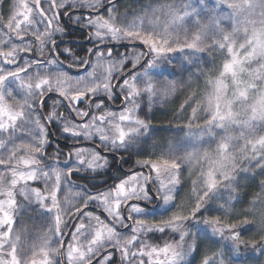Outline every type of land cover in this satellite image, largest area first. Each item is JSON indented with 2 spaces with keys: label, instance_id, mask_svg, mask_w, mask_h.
<instances>
[{
  "label": "snow or ice",
  "instance_id": "snow-or-ice-1",
  "mask_svg": "<svg viewBox=\"0 0 264 264\" xmlns=\"http://www.w3.org/2000/svg\"><path fill=\"white\" fill-rule=\"evenodd\" d=\"M249 252L264 257V0H0V264Z\"/></svg>",
  "mask_w": 264,
  "mask_h": 264
},
{
  "label": "trees",
  "instance_id": "trees-1",
  "mask_svg": "<svg viewBox=\"0 0 264 264\" xmlns=\"http://www.w3.org/2000/svg\"><path fill=\"white\" fill-rule=\"evenodd\" d=\"M74 38H80L82 40H86V38L83 37L79 31L74 33ZM177 103H171L170 105H168V107L165 108L166 109L165 113L163 111H160L159 114L154 116L153 124L155 127H157L158 129H162L172 126L173 118H174L173 111L177 107ZM131 166L132 163L131 161H129V163L123 164L122 167L124 170L130 168ZM117 167L119 168L120 166L117 165ZM253 235H254L253 233H248L245 238L246 239L252 238ZM246 259H249V264H264V257H261L259 253L253 254L252 252H249Z\"/></svg>",
  "mask_w": 264,
  "mask_h": 264
},
{
  "label": "rangeland",
  "instance_id": "rangeland-1",
  "mask_svg": "<svg viewBox=\"0 0 264 264\" xmlns=\"http://www.w3.org/2000/svg\"><path fill=\"white\" fill-rule=\"evenodd\" d=\"M127 2L129 4L136 5V0H128ZM141 2H147V0H141ZM170 104L171 103L165 104L163 106H155L153 108L152 113H150V115L154 117L155 115L159 114L160 111H163L165 113V110H166L165 108L168 107V105H170ZM172 126H173V124H172ZM164 135H169V134L168 133H164ZM33 222L38 224L39 223V218H30L29 221H28V223H30V224L33 223Z\"/></svg>",
  "mask_w": 264,
  "mask_h": 264
},
{
  "label": "flooded vegetation",
  "instance_id": "flooded-vegetation-1",
  "mask_svg": "<svg viewBox=\"0 0 264 264\" xmlns=\"http://www.w3.org/2000/svg\"><path fill=\"white\" fill-rule=\"evenodd\" d=\"M75 39H79L81 42H86V40H82V39H80V38H75ZM120 166V165H119ZM125 171L127 170V169H124Z\"/></svg>",
  "mask_w": 264,
  "mask_h": 264
}]
</instances>
